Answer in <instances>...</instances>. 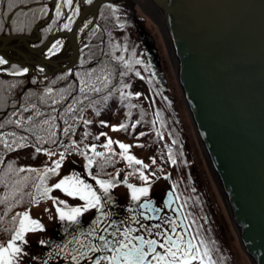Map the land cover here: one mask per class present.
Returning <instances> with one entry per match:
<instances>
[{
    "label": "trees",
    "instance_id": "obj_1",
    "mask_svg": "<svg viewBox=\"0 0 264 264\" xmlns=\"http://www.w3.org/2000/svg\"><path fill=\"white\" fill-rule=\"evenodd\" d=\"M47 1L30 0V3L24 7L25 10L30 9L31 11H29L27 17L20 18L23 23L11 25L8 16H4L3 22L5 26L0 30V35L8 33L9 27L12 29L23 27L24 31L22 32L32 31L39 21L47 17L50 9ZM43 8H47L46 14L41 11ZM6 9L7 3L5 0L4 4H0V11L6 12ZM69 14L71 22L69 23V19L67 22L70 26L76 14L73 11H70ZM141 19L142 17L138 15L135 9L124 5L106 3L100 8L97 24L90 30L82 42L80 59L75 67L58 71L48 76H37L32 73L12 75L13 64L5 68L3 67L5 71L0 72V122H5L9 118L26 121L29 115H33L35 121L55 116L57 117L55 121H50L49 125H43L41 128L34 129V132L36 135H40L47 140L50 131H55L57 143H37L33 133L26 130L32 127V123L30 122H25L23 128L6 124L3 129H0V132L4 133L15 132V138H19L20 136L28 138L25 141V147L15 148L14 151L4 149L3 145L0 144V161H2L0 162V244L7 242L12 235V230L18 225V221L13 223L12 217L17 213H22L32 205L33 197H36L39 201L48 199L40 197L34 187L39 182L38 173L42 172L45 167L54 166L53 161H50L49 155L44 151L45 149L50 152H64L65 157L81 155V152L90 156L91 154L87 150L90 145L94 144L98 147H103L108 138H111L114 142L111 148L116 155L108 153V155L114 158L112 162H109L110 166L115 167L117 163L128 164L127 160L122 159L118 155L121 149L115 141L130 145L129 154L134 155L140 160L134 137L136 138L137 134L142 131L139 128L140 126L144 128L145 126L147 127L148 122L150 125L156 122L159 129L157 132L158 134H162L160 135L161 141H159L162 143L160 148L166 145L174 149L179 148V151H171L172 156L175 154L183 155L182 157H174L175 159L178 158L179 161L181 158H184V155L188 158L189 151H187L185 143L179 137L183 130L179 123L178 107L175 98L170 93H163L153 82L149 74L147 62L136 35L139 29H141L138 26ZM58 20L54 12L52 20L42 28V40H45L55 31V25H57ZM121 56L124 57L123 61L117 59ZM136 60H141L142 63L137 64ZM18 68L20 69V67ZM93 70L95 71L93 72ZM137 72L140 73L139 76L136 75ZM76 73H80V75L77 76ZM88 73H92V75H87ZM121 73H125V75L122 76L120 75ZM105 75L110 80L107 87H104L105 82L103 80L97 79V77ZM60 77L65 78L60 79ZM81 80H84L89 86L100 87L102 91L100 93H80L79 88L84 86L80 83ZM123 85H129V87H123ZM48 87L53 89L50 94L45 92V89ZM61 89L64 91L61 92ZM110 92L112 93L111 96H109ZM121 93L125 97H128L131 102L129 104L128 101L122 99L124 102L119 104L121 107L128 108L125 109L127 112H132L127 129L131 130L132 126L135 125V130L132 129L133 133L131 135L123 134V132L126 133L124 129L114 131L112 127L126 124L127 118L117 117L110 119L103 125L101 121H103L102 116L104 115L101 111L97 113L94 110L97 105L105 100L103 97H108L106 100L117 98L119 101ZM128 93H131V95L129 96ZM137 93H139L138 96L136 95ZM85 95L88 96V99L84 98ZM42 100L43 102H41ZM53 100H56L57 103L53 104ZM136 102L140 103L142 107L143 103H147L146 108L148 111H144V113L136 111V109L141 110L140 108H136V106L132 107V103L135 105ZM31 103H35L38 110L44 113V115L35 117L31 108L27 112L22 110V106L27 107ZM70 105L74 108V111L71 113L66 111ZM13 111H17V115L13 116ZM136 115H140L143 120L139 123H137L138 121L134 122L135 118H137ZM65 121L68 123H65ZM85 121H91V123L86 124ZM69 124L72 125L73 131L68 136H65L62 129L68 127ZM89 124H93L92 129L97 128L99 132L97 136L91 139V142H86L85 133L88 132L86 128ZM166 128L173 133L170 134L168 131H163ZM118 132L126 136H120ZM101 133H105L106 135H101ZM96 137H99V139ZM8 139L11 141L14 138L8 137ZM174 140L176 143H173ZM72 141L76 143L73 145ZM157 141H154L150 148L151 154L149 155L150 162L148 168L141 166L140 169L151 178L168 173L167 170H169L171 172L170 175L175 178L176 172L165 160L169 158V153L167 151L166 154L162 153L161 149H165H158ZM36 147H40L42 150L37 153L35 151ZM66 148L68 149L67 151ZM103 149L106 150L104 147ZM99 159V157L96 158V160ZM153 159H155V163L152 162ZM9 164H11V169L9 168ZM93 166L95 167V165ZM134 166L132 165L131 168L133 171H136ZM21 167L26 169L33 168L37 171L17 172L16 170ZM153 173L154 175H152ZM54 175L48 174L46 178V185L48 187L52 186L51 179ZM135 175L138 176L139 174L135 172ZM24 177H28V179L24 180ZM137 179L138 177H135L133 174L130 175V180L128 181L135 183V181H138ZM56 193L62 192L59 189L53 188L50 195L56 198Z\"/></svg>",
    "mask_w": 264,
    "mask_h": 264
},
{
    "label": "water",
    "instance_id": "obj_2",
    "mask_svg": "<svg viewBox=\"0 0 264 264\" xmlns=\"http://www.w3.org/2000/svg\"><path fill=\"white\" fill-rule=\"evenodd\" d=\"M108 1L94 0L82 8L69 37L76 58V33L84 17L92 12L95 22L99 7ZM158 2L206 158L230 203L246 252L254 264H264V0ZM35 37L11 34L0 40L6 44L19 38L28 44ZM140 42L155 82L166 91L167 79L154 41L140 34ZM170 192L166 202L171 205L175 199ZM152 215L157 218L160 213Z\"/></svg>",
    "mask_w": 264,
    "mask_h": 264
},
{
    "label": "snow or ice",
    "instance_id": "obj_3",
    "mask_svg": "<svg viewBox=\"0 0 264 264\" xmlns=\"http://www.w3.org/2000/svg\"><path fill=\"white\" fill-rule=\"evenodd\" d=\"M88 3H91L92 0H87ZM5 0H0V4H4ZM7 9L5 11H0V30L4 28L3 17L8 16L11 25H17L18 23H23L20 20L21 17H27L29 14V10H25L26 5L30 3V0H6ZM73 5V0H59L55 4V14L56 18L59 19L62 15L61 8L62 6L71 7ZM43 13H47V8L41 9ZM115 11V10H113ZM79 13V7L77 6L74 9V14ZM10 14V15H9ZM71 22V17H69V23ZM69 23H64L63 28L69 29ZM87 27V25H85ZM15 31H24L23 27H15ZM61 42L59 40L56 41L52 45V47L48 50L49 55H53L54 51L58 52L60 50ZM118 60L123 61L124 57H118ZM9 63L3 56H0V66L7 65ZM127 63V61H125ZM136 63H142L141 60H136ZM5 71V69L0 68V72ZM39 71H43V69H39ZM95 70H93L94 72ZM29 72V68L25 67L23 69H19L16 65H12V75H23ZM77 76L80 73H76ZM87 75H92V73H88ZM120 75H125V73H121ZM137 76L140 75L139 72L136 73ZM65 77H60V79H64ZM98 80H103L104 87H107L110 80L107 75L102 77H97ZM35 83V81H33ZM55 83V81H53ZM80 83L84 85L79 88V92L82 94H86L88 92L100 93L102 89L100 87L89 86L84 80H81ZM14 87V85H13ZM71 87V86H70ZM123 87H129V85H123ZM53 89L48 87L45 89L46 93H52ZM64 90L61 89V92ZM112 93H109L111 96ZM130 96L131 93H128ZM137 96L139 93L136 94ZM85 99H88V96H84ZM121 98H124V94L121 93ZM103 99H108V97H103ZM43 102V100L41 101ZM53 104H56L57 101L53 100ZM96 103V102H93ZM135 107V105H132ZM31 108L34 112L35 117H41L44 115L41 111L38 110L37 105L35 103L29 104L27 107L22 106V110L27 112ZM67 112L71 113L74 111V108L70 105L67 109ZM13 116L17 115V111H13ZM57 117L52 116L49 119H43L40 121H35L33 115H29L26 118V121L23 119H7L5 122H0V129H3L6 124H12L17 126L18 128H23L25 122L32 123V127L26 129L28 132L33 133L35 137V141L37 143H57L55 137L56 132L50 131L48 139L45 140L44 137L40 135H36L34 129L41 128L43 125H49L50 121H55ZM65 123H68L65 121ZM85 123H91V121H85ZM102 124L105 122L101 121ZM139 123V121L137 122ZM114 131L125 129L127 125L120 124L119 126H112ZM135 128V125L132 126ZM63 134L68 136L69 133L73 131V127L71 124L68 127L62 129ZM101 135H106L105 133H101ZM140 135H144V133H140ZM87 136V133H85ZM8 137H13L11 141H9ZM16 133H4L0 132V144L3 145L4 149L7 150H15V148L25 147V141H27V137L20 136L19 138H15ZM99 139V137H96ZM76 142L72 141L74 145ZM114 142L111 138H108L107 142L103 145V147L107 150L106 152H97L96 145H91V151L93 153L92 156H87L86 153L81 152V155H85L87 159V168H91L93 164H97L101 170L111 162V155H116V153L112 150L111 145ZM119 145L121 152L118 154L122 159L127 160L129 166L132 165H142L143 168H148L147 164H144L143 161L137 159L134 155L129 154L130 145L122 143L120 141H115ZM173 143H176L174 140ZM42 149L40 147H36L35 151L39 153ZM68 149L66 148V151ZM47 152L49 156L55 155V153L44 150ZM111 153V155H108ZM102 158L100 161L96 160V158ZM65 159V153L61 152L59 154V159L53 161V167H45L42 172L38 173L39 182L34 185L37 190V193L40 197L52 199L54 203H57L58 198H53L50 193L53 188L61 190L69 197H78L79 200L84 201L83 205L71 207L67 210L62 208H57V212L59 213V219L61 221H68L70 225H80V217L84 212H87L89 209H97L98 215H96L95 219L91 222L89 227L84 230L77 229L76 231L70 232L69 235L71 239L68 240L63 245H55V251L57 255L63 254L65 259H70L73 264H81L82 261H86L87 264H193V262H198V264H218V261L214 259L213 252L215 249L212 245L215 243L214 241H209L199 234V229H197V235L200 236L197 239V235H192V233L188 230L190 225H177L175 220H172L167 215L162 217H157L162 220V223H156L150 226L145 225L138 219L136 215L130 217V222H134L139 227H132L131 223L121 219L119 221L111 218L110 211H104L105 205L110 203V199H104L102 203V197H109V189L115 187V183L113 179H97L96 175H93L92 172H89V175L92 176V179L95 180L96 184L99 185L100 189H102V193L98 194L97 190L93 187L92 184L86 183L80 176L76 173L72 175H66L58 182L54 183L51 187L46 185V178L49 173L58 174V170L61 167ZM169 159L172 164H176V159L172 156L171 149H169ZM2 162V161H0ZM155 163V159L152 160ZM9 168L11 169V164H9ZM17 172H36V169L33 168H24L21 167L16 170ZM136 172H139V178L142 181L147 182L148 177L144 175V172L141 169H136ZM135 173H129V175H133ZM119 175V172H117ZM154 175V173L152 174ZM168 178V177H165ZM24 180H27L28 177H24ZM127 184V187L131 190V199L132 201H140L141 197L148 196L149 187H137L134 184H129L127 182V177L123 181ZM19 183V182H18ZM31 195V194H28ZM169 197L173 195V193L168 194ZM20 202V201H17ZM33 203H39V200L36 197L32 199ZM59 204H64L65 201L62 199L58 200ZM168 203V202H166ZM170 207V203H168ZM140 209H146L149 212L160 213L162 210L160 208H155L152 206L151 201L145 200L143 203L139 204ZM140 216H144L146 220L153 219L152 216H145L143 212L139 213ZM13 223L18 221V225L12 230L11 237L7 240L6 244H0V264H18L19 259L22 255H26L23 252V244H26L28 241L26 240V234L28 232L43 230V225L39 220L33 219L30 216L29 211H24L22 213H17L12 217ZM195 224V221H192ZM165 225H169L170 227H164ZM182 227L184 231L177 232V228ZM111 230V231H110ZM67 231V228L65 229ZM78 231V235L76 234ZM133 233H140L137 235H133ZM147 234V237L145 234ZM155 237V238H153ZM187 237V238H186ZM162 238V242H161ZM196 241V242H194ZM20 242V243H17ZM40 243H45V241L41 240ZM71 246V247H70ZM161 249L162 251H158L157 249ZM51 258V256H50ZM46 264V262H45Z\"/></svg>",
    "mask_w": 264,
    "mask_h": 264
},
{
    "label": "rangeland",
    "instance_id": "obj_4",
    "mask_svg": "<svg viewBox=\"0 0 264 264\" xmlns=\"http://www.w3.org/2000/svg\"><path fill=\"white\" fill-rule=\"evenodd\" d=\"M81 1L84 2L85 0ZM147 1L148 0H141V3L145 6V3H148ZM123 2L128 4L130 7L137 9L138 15L142 17L141 21L138 23V26L141 28L139 30H142L144 34L151 37L155 42V45L158 49L161 58L162 68L164 69L168 80V91L174 96L177 107L180 111L181 120H179V123L181 121V125H183V127L185 128V146L187 148V151H189V154L192 156V159L189 160V158L184 155V158H181L180 161L178 160V158H176V164H172L169 158L165 159L167 161V164L171 166L176 172L175 181H172L171 175L169 176V174L167 173H163L161 176H159L160 179H158L157 181H154V178L148 177L146 174H144L148 177L147 182L142 181L139 178V175L136 176L134 174L135 177H138V181H135L137 187H142L143 185V187H149L148 196H142L140 201H132L131 190L127 187V184H117L115 185V187L110 188L109 197H102V200L104 201V199H110V204L113 205L116 215L119 214V220L125 219V216L127 214H131L132 216L136 215L139 218V213L141 210H143L139 208V204L142 203L144 200H149L153 203H158V205H161L163 207L164 212L162 216L167 215L172 220H175L177 225H179V222L175 217L176 215L171 211L166 212L167 210L165 209L164 205L165 194L167 189L172 187L177 188V191L180 195V199L184 202L183 204H185L184 211L185 215L187 216V223L191 227L192 235H197V229H199L200 235H202L209 241L215 242L212 245V247L215 249V251L213 252V256L214 259L218 261V264H244L243 261H246L247 264H252L251 261H249V258L243 248L239 233L237 232V229H235L236 225L232 219L230 212L231 210L229 209L226 199L224 198L221 193V190L219 189L213 172L208 164L207 158L204 157L203 149L196 136V129L192 123L186 102L184 100L183 93L180 88L177 68L175 64V57L173 54L174 52L172 51L171 44L167 38L166 29L162 26L161 22L157 18V14H152L151 12H149V10L147 11L145 7L143 8L141 4H139V2L135 1L131 3L129 0H123ZM90 20L91 17L89 16L85 22V25L88 26L91 22ZM136 35L137 37L139 36L138 32L136 33ZM11 45L14 46V44ZM1 46L2 45L0 44V47ZM69 49V51L71 52V48ZM0 52L7 54L4 50H0ZM13 57L16 58V56L14 55ZM14 65H16L17 67H22V65H18L16 63ZM29 65L27 67L31 66ZM37 70L39 71V69ZM57 72L58 71H56L55 73ZM37 74H40L41 76H43V74L45 75V73ZM123 99L128 101L129 104L131 103L128 97L124 96ZM122 102L124 101H122V98L119 95V101L117 100V98L113 100H103L99 105L96 106L94 110H96L97 113L101 111V113L105 115L102 118L103 122L105 123L107 120L115 119L117 117L127 118L125 124L127 125V128L124 129L126 133L123 132V134L131 135L135 128L132 127L131 130L127 129L129 127L130 116L132 112H127L125 109L128 108L119 106V104ZM146 104L147 103H143L142 107L140 103L136 102V108L141 109H136V111H141V113H144V111H148V109L146 108ZM132 105L134 104L132 103ZM136 117L137 118H135L134 122H141V120H143L140 115H136ZM92 125L93 124H89L87 126L88 129L86 128V130L88 131L86 132L87 136H85V138H87L86 142H91V139L98 135V129H92ZM139 128H141L140 130H142L140 131V133H144V135H140V133H138L136 138L134 137L138 152L136 149L134 150L140 156V160L143 161L144 164H147L149 166V155L151 154L150 148L153 145L154 141L158 140V149H165H161L162 153L164 154H166V151L169 153V149L171 146H165L160 148L162 143L159 141H161L160 135L162 134H158L157 132L159 130L158 123L155 122L153 125H150L148 122L147 127L145 126L144 128H142V126H140ZM176 128L178 129L177 126ZM163 131H168L170 134L173 133L168 128L164 129ZM118 135L126 136L122 135L120 132H118ZM164 136L166 135L164 134ZM179 137L181 138V135H179ZM90 147L91 145L87 150H89L88 152L91 154L90 156H92L93 153ZM178 149L179 148L174 149L173 147H171L172 152L179 151ZM96 151L103 152L98 146H96ZM175 156L182 157L183 155L175 154L174 157ZM71 159L72 161L67 157L64 159L59 169V172L55 177L54 182H57V180L59 181L66 175H72L73 173H76L86 183L92 184L93 187L97 190L98 194L102 193V189H100L98 184V186L95 185L96 182L90 177L89 172H92V174H96L98 177L104 176L105 178H108L109 176H114L117 172H119V176L122 178L124 177V179L125 177H127V180H130V175L126 172H136L133 171L131 166H129V164L127 163H117L115 167H111L108 163L103 168V170H101L100 167H98V165L95 163L93 164L95 165V167L92 166L90 169L87 168L85 155H74ZM101 159L102 158H100L98 161H100ZM113 159L114 158L111 157V162L113 161ZM191 162L193 164V169L190 165ZM141 166L142 165H135L134 167L136 169H140ZM167 172H169V170H167ZM136 173L139 174V172ZM211 180L214 181L215 185L212 183ZM204 193L207 194V197ZM74 199L76 200L73 201V204L72 201H70V205L64 207L67 208L71 205L75 206L80 203L78 197H75ZM57 208L59 207H57V205L52 200H49L46 203H36L31 208L27 209L33 219H37L40 221V223L43 225V230H36L28 232L26 234V240L28 242L22 245L23 252L26 253V255H22V257L19 259L18 264H42V255L45 248L52 241L53 237L57 235L56 233L59 232L60 234H62V229L61 231L59 229L57 230V226L61 222V220L59 219V213L57 212ZM87 212H84L83 214H87ZM127 219L128 220L125 221L130 222V217H128ZM192 221H195L196 223L193 224ZM130 223L132 227H139L134 222ZM157 223H162V220L159 219ZM64 225L67 228V226H69L70 224L68 221H64ZM164 227L167 228L170 226L165 225ZM54 232L56 234L55 236ZM199 238L200 236L197 235V239ZM41 240L45 241V243H40ZM157 250L162 251L159 248ZM47 259H49L48 255ZM53 261L54 256L49 259V263H52ZM56 261H58V259ZM59 261L63 262L64 264V261ZM193 264H198V262H193Z\"/></svg>",
    "mask_w": 264,
    "mask_h": 264
},
{
    "label": "bare ground",
    "instance_id": "obj_5",
    "mask_svg": "<svg viewBox=\"0 0 264 264\" xmlns=\"http://www.w3.org/2000/svg\"><path fill=\"white\" fill-rule=\"evenodd\" d=\"M112 1H114V0H111V1H108L107 3H112ZM131 3L132 2H139V4H141V6L144 8H146V10L148 11L149 10V12H151L152 14H157V18L159 19V21L161 22V24H162V26L166 29V32H167V38H168V40H169V42H170V44H171V49H172V51L174 52L173 54H174V57H175V64H176V68H178V63H177V60H176V55H175V51H174V47H173V44H172V41H171V38H170V35H169V31H168V28H167V24H166V20H165V16H164V13H163V10H162V6H160L159 5V2H158V0H148L147 2L148 3H145L146 5L144 6L142 3H141V0H129ZM158 2V3H157ZM119 5H124V6H126L127 4L125 3V2H121V3H119ZM62 9L64 10V11H67L68 10V7L67 6H62ZM137 10V9H136ZM64 19H69L68 17H64ZM98 19V18H97ZM96 19V20H97ZM144 19V18H143ZM145 20V19H144ZM59 33H62V31L61 32H59ZM67 35H68V31L67 32H65ZM19 38H16V39H13L10 43H8V45L4 48V49H2V50H4L7 54H5V55H8L9 57H10V60L11 61H13V60H18L17 62H20V63H30L31 65H33V64H36V63H39L37 60H36V58H35V56H34V50H32L33 49V46H31V47H29V45L27 44V43H24L23 44V41H21V40H18ZM34 42V41H33ZM82 42L83 41H81V44H82ZM77 46L79 47L80 46V42L77 40ZM11 44H14V46H12ZM16 46V47H15ZM75 46V45H74ZM74 46H73V44H72V42H71V39L69 38V36H68V43L66 44V45H64V47H63V51L60 53V55H62V56H64V58H63V63H72V64H75L77 61H78V57L76 58V54L75 55H70V53L68 52L70 49L69 48H71L72 47V52H73V50H74ZM30 48H32V49H30ZM79 51H80V49H78V53H79ZM75 53H76V50H75ZM13 55L14 56H16V58H14L13 57ZM74 56H75V58H74ZM41 57V55L39 56V58ZM74 58V59H73ZM42 61H43V63H44V65L46 66V68H47V71L49 72V71H51V69L55 66V65H58V64H60V66H59V68L60 69H58V70H62V67H61V65H62V63H60V62H58V61H56V60H53V59H50V60H44V58H40ZM150 73V75H152V73H151V71L149 72ZM178 80H179V78H178ZM185 100V99H184ZM186 102V101H185ZM187 105V104H186ZM188 106V105H187ZM188 108V107H187ZM178 115H179V119L181 120V118H180V111H179V109H178ZM105 116V115H104ZM103 117V116H102ZM182 129H183V134L184 135H182L181 133H180V135H181V139H182V142L183 143H186V140H185V133H186V131H185V128L183 127V125H182ZM196 133V136H197V138H198V140H199V135H198V131H196L195 132ZM199 142H200V140H199ZM200 145H201V142H200ZM167 147H168V145H166ZM201 147H202V145H201ZM203 149V148H202ZM104 151V150H103ZM207 152H206V150H205V152H204V149H203V154H204V157L206 158H208V156H207V154H206ZM190 159H192V156L190 155L189 156V160ZM50 161H53V156H51L50 157ZM207 161H208V164H209V166H210V168L212 169L213 168V165H212V163H211V161L210 160H208L207 159ZM55 177H56V175H54V177L51 179V181H54L55 180ZM211 178V177H210ZM212 179V178H211ZM218 179V178H217ZM212 181V183L214 184V181L213 180H211ZM121 184H123V185H125V183L124 182H122ZM215 185V184H214ZM221 187V186H220ZM220 187H219V189H220ZM221 190V189H220ZM221 193H222V195L226 198V202H227V205H228V207H229V209L231 210V206H230V203H229V201H228V199H227V197H226V195L224 194V192L221 190ZM205 194V196L207 197V194L206 193H204ZM55 196H56V198H58V200L59 199H62V200H65V197H61V196H59V194L58 193H56L55 194ZM219 196V195H218ZM94 211H97L96 209L94 210ZM231 212V216H232V219H233V221L235 222L236 220H235V218H234V214H233V212L232 211H230ZM86 215V216H85ZM85 218H89V215H88V213L87 214H84L83 216H81L79 219L80 220H82V219H85ZM75 229L77 230V229H79V226L77 225L76 227H75ZM235 229H237V226H235ZM237 232H238V230H237ZM67 237H68V235L65 233V235H64V239L66 240L67 239ZM52 243H53V241H51L48 245H47V247H52L53 245H52ZM247 254V256H248V258H249V261H251V263L252 264H254L253 263V261L251 260V258H250V256L248 255V253H246ZM43 260V259H42ZM244 262V264H247L246 263V261H243Z\"/></svg>",
    "mask_w": 264,
    "mask_h": 264
},
{
    "label": "flooded vegetation",
    "instance_id": "obj_6",
    "mask_svg": "<svg viewBox=\"0 0 264 264\" xmlns=\"http://www.w3.org/2000/svg\"><path fill=\"white\" fill-rule=\"evenodd\" d=\"M177 198H178V196H177ZM177 203L180 205V206H182V203H181V201L178 199V201H177ZM157 205H158V203H156ZM161 206V205H160ZM104 211H110L111 212V218L110 219H115V220H119V214L118 215H116V212H115V210H114V208H113V205L112 204H110V203H108V204H106L105 205V208L103 209ZM145 209H144V211L143 210H141L140 212H143L144 214H145ZM173 212L172 211V209L171 210H167L166 212ZM163 212H164V210H163ZM174 213V212H173ZM163 214V213H162ZM96 215H98V211H93V212H91V214H90V216H89V218L86 220V221H81V223H80V225H79V230H84V229H87L88 227H89V225L91 224V222L95 219V217H96ZM132 215L131 214H127L126 216H125V219L124 220H128L127 218L128 217H131ZM145 216H150V215H147V214H145ZM162 216V215H161ZM176 217V216H175ZM138 219H140V221L142 222V223H144L145 225H147V226H150V225H153V224H155V223H157L158 221L157 220H153V219H151V220H146L145 218H144V216H140ZM180 225V224H179ZM181 228V227H180ZM179 227L177 228V232H182L183 231V229L181 228L180 229ZM73 231H76V229H75V227L70 231V232H73ZM111 231V230H110ZM77 235L79 234L78 233V231H77V233H76ZM137 234H140V233H133V235H137ZM145 234V236H146V238H148L147 237V234L146 233H144ZM71 239V236L68 234V237H67V239L66 240H64V243L63 244H65L68 240H70ZM71 247V246H70ZM64 257L63 256V254H61V255H59V257ZM58 259V261L59 260H63L64 261V264H73V262H71L70 261V259H60V258H58V256H55V258H54V262H53V264H62V263H58V261H56ZM81 264H87V262L86 261H82L81 262Z\"/></svg>",
    "mask_w": 264,
    "mask_h": 264
}]
</instances>
